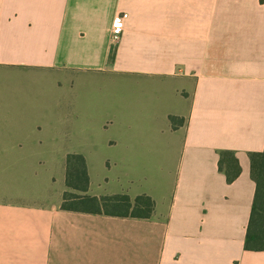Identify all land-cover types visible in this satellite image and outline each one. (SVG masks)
<instances>
[{
    "label": "crops",
    "instance_id": "0c3cea01",
    "mask_svg": "<svg viewBox=\"0 0 264 264\" xmlns=\"http://www.w3.org/2000/svg\"><path fill=\"white\" fill-rule=\"evenodd\" d=\"M89 73L128 77V116L74 152L57 126L73 104L55 93L58 79ZM41 75L55 79L51 98ZM100 147L128 180L131 157L161 162L145 179L173 171L172 184L135 193L115 174L113 192L152 197L150 217L62 207L66 163L57 174L42 156ZM263 150L264 0H0V264H264V250L245 248L251 154ZM223 151L240 165L232 181ZM88 174L86 193L104 194Z\"/></svg>",
    "mask_w": 264,
    "mask_h": 264
},
{
    "label": "rangeland",
    "instance_id": "374dc122",
    "mask_svg": "<svg viewBox=\"0 0 264 264\" xmlns=\"http://www.w3.org/2000/svg\"><path fill=\"white\" fill-rule=\"evenodd\" d=\"M59 77V76H58ZM33 82L40 86V98H51L47 95H53L48 91L51 81L55 80L54 77L41 75L38 79L32 78ZM58 79V78H57ZM62 81L61 88L57 87L55 99H62L67 97V100L73 104V119L67 124H57L60 129L72 138L70 142L72 151L81 152V149L86 144L84 138L92 134H103L104 137L110 136L113 133L119 132L123 129V124L119 121L116 112L120 111L121 117L128 116V85L129 79L125 76L114 75L112 73H89V74H73L66 78L58 79ZM59 85V84H57ZM66 87V90H65ZM115 87V88H114ZM52 91V88H50ZM115 105H119L116 108ZM72 111V110H71ZM59 133V129L56 130ZM48 132H53L52 127ZM101 149V147L99 148ZM68 156V155H67ZM67 156L60 154H51L42 156V160L49 163L52 168H57V174L62 169V165L66 163ZM87 159V166L91 170V179L95 190L103 193L101 195L117 194L113 192L116 189L114 177L120 176L124 184H127V192L135 193V189H140L147 184H155L158 182L169 183L174 182L175 174L170 173H154L153 179L144 177V169L146 166L151 165L157 169L161 162L149 160L147 163L141 157H131L130 160L125 159L120 167L124 170L130 171L129 180L122 176L118 170L123 168H116L115 156L113 151L108 148H103L95 154L84 156ZM60 168V170H58ZM116 190H122L120 185ZM127 194V193H126ZM136 196V195H135ZM135 196H131L135 198Z\"/></svg>",
    "mask_w": 264,
    "mask_h": 264
},
{
    "label": "trees",
    "instance_id": "16d2710c",
    "mask_svg": "<svg viewBox=\"0 0 264 264\" xmlns=\"http://www.w3.org/2000/svg\"><path fill=\"white\" fill-rule=\"evenodd\" d=\"M171 119L177 124L175 117ZM218 164L229 181L234 180L240 173L238 159L231 151H223ZM251 170L256 190L247 226L245 248L264 250V150L251 154ZM66 185L69 189L63 194L64 209L140 218H148L154 211L155 202L146 194L137 195L135 198L126 193L99 196L87 194L90 185L88 167L86 158L79 153L67 156Z\"/></svg>",
    "mask_w": 264,
    "mask_h": 264
},
{
    "label": "built area",
    "instance_id": "2783aa9c",
    "mask_svg": "<svg viewBox=\"0 0 264 264\" xmlns=\"http://www.w3.org/2000/svg\"><path fill=\"white\" fill-rule=\"evenodd\" d=\"M127 16H128V13L126 12L120 13L116 16V24L113 28V32L111 36L113 41H117L119 39L120 34L122 32L121 21L124 20Z\"/></svg>",
    "mask_w": 264,
    "mask_h": 264
}]
</instances>
